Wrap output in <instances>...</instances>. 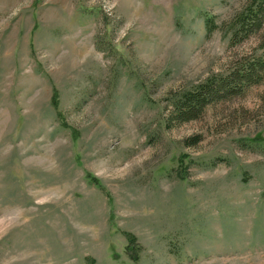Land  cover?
<instances>
[{
    "label": "rangeland",
    "instance_id": "rangeland-1",
    "mask_svg": "<svg viewBox=\"0 0 264 264\" xmlns=\"http://www.w3.org/2000/svg\"><path fill=\"white\" fill-rule=\"evenodd\" d=\"M246 1L0 0V264H264V79L165 119Z\"/></svg>",
    "mask_w": 264,
    "mask_h": 264
},
{
    "label": "trees",
    "instance_id": "trees-1",
    "mask_svg": "<svg viewBox=\"0 0 264 264\" xmlns=\"http://www.w3.org/2000/svg\"><path fill=\"white\" fill-rule=\"evenodd\" d=\"M203 16L207 35L219 29L234 45L264 29V0H247L229 21L220 25L215 23L212 16L206 13ZM258 48L259 54L243 56L227 74L210 75L191 88L172 92L170 109L165 118L167 125L198 119L208 105L242 94L248 86L261 82L264 79V34ZM53 103L56 106V100ZM87 176L102 187L99 180L90 173Z\"/></svg>",
    "mask_w": 264,
    "mask_h": 264
}]
</instances>
